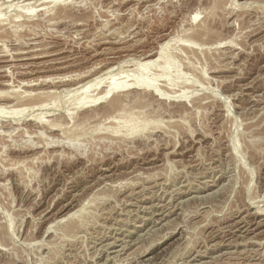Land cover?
I'll return each instance as SVG.
<instances>
[{"label": "rangeland", "instance_id": "374dc122", "mask_svg": "<svg viewBox=\"0 0 264 264\" xmlns=\"http://www.w3.org/2000/svg\"><path fill=\"white\" fill-rule=\"evenodd\" d=\"M0 264H264V0H0Z\"/></svg>", "mask_w": 264, "mask_h": 264}, {"label": "bare ground", "instance_id": "6f19581e", "mask_svg": "<svg viewBox=\"0 0 264 264\" xmlns=\"http://www.w3.org/2000/svg\"><path fill=\"white\" fill-rule=\"evenodd\" d=\"M193 19H195V16L193 17ZM4 22H5V21H4ZM189 38H190V37H189ZM189 41H190V39H189ZM168 43H169V42L162 43V44L159 46L160 48L157 49V50H159L158 53H157V54H159V55H157V58L159 57V59H161V58L164 57L165 55H167V56L169 55V53H168V54L165 53V52H166V48H168V47H167L168 45L166 46V44H168ZM24 44H25V43H24ZM173 48H174V47H173ZM177 48H178V47H177ZM177 50H178V49H177ZM167 51H169V50H167ZM169 52H170V51H169ZM171 52H173V51H171ZM180 52H181V51H180ZM177 53H178V52H177ZM164 54H165V55H164ZM171 54H172V53H171ZM173 54H174V53H173ZM178 54H179V53H178ZM167 56H166L165 59H164V60H166V61H167L166 58H170V57H172L171 55L168 56V57H167ZM184 56H185V55H184ZM155 57H156V55H155ZM174 57H175V56H173V58H174ZM175 58H176V57H175ZM182 59H183V57H182ZM153 60H154V59H153ZM153 60H150V61L147 60L146 62H144V63H140L139 65H142L143 67L145 66V68H147V66L151 65V63H155V61H157V60H154V62H153ZM169 60L172 61V60H174V59H169ZM151 61H152V62H151ZM164 62H165V61H164ZM166 63H167V62H165L164 64H166ZM169 64H170V63H169ZM169 64H168V65H169ZM168 68H169V67L167 66V64L161 66V69L163 70V72H166V71L168 70ZM166 73H167V72H166ZM166 73H162V75H163V74H166ZM141 75H142V74H141ZM143 75H144V74H143ZM162 75H161V76H162ZM166 75H167V74H166ZM166 75H165V77H167ZM163 76H164V75H163ZM163 76H162V77H163ZM152 77H153V76H152ZM165 77H164V78H165ZM149 79H151V78L145 79V77H144L143 79H141V78H140V79H134L131 83H125V82H124L123 84H122V83H121V84L118 83V82L116 81V78H112V80L110 79L111 82L106 81V82L109 83V84L107 85V89H106V90L104 89V90H105L104 93H103L101 96H98V97H97L98 99H101V98H104V97L107 98V96H110V99L107 101V102H108L107 105L104 106V107H102V109H103L102 111H107L108 113L111 114V116H113L114 114H117V113H116L117 111H118V113H119V112L121 113V110H123V111H127V108H126V107H123V104H124V103L126 104V102L129 101V98L131 99V98H140V97H144V98L151 97L152 93H150V89H151V88H154V90H156V91L159 90V89H157V86H158V85H155V84H154V81H155V80H153V82H152V84H151V83H150L151 81H150V82H147V80H149ZM165 79H166V78H165ZM166 80H167V79H166ZM168 80H169V79H168ZM146 82H147V83H146ZM171 82H172V81H171ZM84 83H85V82H84ZM164 84H165V83H164ZM85 85H86V83L84 84L83 87H85ZM96 86H97V85H96ZM129 86H130V87H131V86H132V87H133V86H136V87H138L139 89L137 88L138 90H131L132 92H130V93L128 92L129 94H128V93H125V94H122V95H121V94H119V95L117 94V93H119L118 90L121 91L122 88L129 87ZM155 86H156V88H155ZM129 89H130V88H129ZM129 89H128V90H129ZM135 89H136V88H135ZM123 90H124V89H123ZM123 90H122V91H123ZM86 91H87V93H88V89H87ZM124 91H126V89H125ZM152 91H153V90H152ZM115 92H116L117 95L112 96L111 94H112V93H115ZM154 92H155V91H153V94H154ZM157 92H158V91H157ZM160 92L163 93V91H161V89H160ZM110 93H111V94H110ZM109 94H110V95H109ZM131 94L134 95V96L131 97ZM158 94H159V93H158ZM84 95H85V94H84ZM91 95H92V94H91ZM155 96H156V95H155ZM158 96H159V95H158ZM126 97L128 98V100H126V99H127ZM81 98H82V97H81ZM116 98H118V100H119V102H118L119 104H117L118 106H117V105H112V104L114 103V101L117 100ZM151 98H152V97H151ZM160 98H161V93H160ZM162 98H163V97H162ZM85 99H88V98L84 97V98L81 99V101L78 100L79 102L77 101L76 104L81 103V104L84 106V104H85L84 102H86ZM98 99H97V100H98ZM107 99H108V98H107ZM89 101L94 103V102L96 101V97L94 96V99H93V100H92V98H91L90 100L88 99V102H89ZM125 101H126V102H125ZM88 102H87V103H88ZM83 103H84V104H83ZM81 104H79V106H80ZM90 104H91V103H90ZM77 107H78V106H77ZM77 107H76V108H77ZM66 111H67V110H66ZM131 111H132V110H131ZM133 113H134V112H133ZM141 113H142V110H141ZM125 114H126V113H125ZM142 114H143V113H142ZM120 115H121V114H120ZM123 115H124V114H123ZM140 115H141V114H140ZM140 115L138 114V116H140ZM90 116H91V115H90ZM117 116H118V115H117ZM117 116H116V117H117ZM121 116H122V115H121ZM121 116L118 117V118H119V119L121 118V119L123 120V118H122L123 116H122V117H121ZM135 116H136V113H135ZM138 116H136V117H138ZM85 117H86V116H85ZM114 117H115V115H114ZM124 117H128V116H125V115H124ZM133 117H134V116H133ZM136 117H135V118H136ZM90 118H91V117H90ZM128 118H130V117H128ZM140 118H141V117H140ZM83 119H84V118H83ZM115 120L117 121V118H116ZM122 120H121V121H122ZM130 120L132 121V116H131V119H130ZM130 120H129V121H130ZM140 120H141L140 122H141L142 125H141L137 120H136V122H138L141 126H144L143 123L147 122V121L142 122L144 119H143V120L140 119ZM116 121H115V122H116ZM121 121H119V122L122 123V124H123L124 122H127V123L129 122L128 119H126L125 121L123 120L124 122H123V121L121 122ZM134 121H135V120H134ZM115 122H114V123H115ZM119 122H117V123H119ZM52 123H54V121H53ZM75 123H77V122H75ZM78 123H79V122H78ZM117 123H116V124H117ZM120 123H119V124H120ZM127 123H126V124H127ZM132 123H133V122H132ZM138 123H135V122H134V123H133L134 125H133V124H132V125H133V126H136L135 124L138 125ZM56 124H57V123H56ZM78 125H79V124H78ZM117 125H118V124H117ZM127 125H128V126H127ZM127 125H125V126L128 127L129 132H130L131 130H130V128H129V125H131V124H127ZM132 125H131V126H132ZM125 126H124V127H125ZM133 126H132V127H133ZM52 127H53V126H52ZM67 127H68V126H67ZM116 127H117V126H116ZM116 127L113 126V129L116 128ZM136 127H139V126H136ZM51 129H52V128H51ZM103 129H104V128H103ZM121 129H122V127H121ZM121 129H120V130L117 129V130H115V131H118V132H119V131H121ZM124 129H125V128L122 129V131H124L123 133L120 132L121 134H124V133L126 134L127 131H125V130H127V128H126L125 130H124ZM135 129H137V128H135ZM150 131H151V128H150ZM113 132H114V130H113ZM118 132H116V133H118ZM129 132H127L126 135H128ZM131 134H132V133H131ZM126 135H125V136H126ZM129 135H130V134H129ZM45 144H46V143H45ZM55 144H56V143H55ZM70 145H71V144H70ZM43 147H44V146H43ZM257 213H258V212H257ZM70 217H73V216H68L67 218H70ZM255 224H256V223H255ZM258 224H259V223H258ZM112 239H113V238H112ZM113 244H114V242H113ZM113 246H114V245H113ZM231 252H232V251H231Z\"/></svg>", "mask_w": 264, "mask_h": 264}]
</instances>
